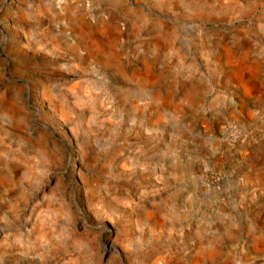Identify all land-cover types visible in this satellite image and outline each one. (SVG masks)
Wrapping results in <instances>:
<instances>
[{
	"label": "rangeland",
	"instance_id": "rangeland-1",
	"mask_svg": "<svg viewBox=\"0 0 264 264\" xmlns=\"http://www.w3.org/2000/svg\"><path fill=\"white\" fill-rule=\"evenodd\" d=\"M260 52L264 0H0V264H264Z\"/></svg>",
	"mask_w": 264,
	"mask_h": 264
},
{
	"label": "crops",
	"instance_id": "crops-1",
	"mask_svg": "<svg viewBox=\"0 0 264 264\" xmlns=\"http://www.w3.org/2000/svg\"><path fill=\"white\" fill-rule=\"evenodd\" d=\"M237 59L238 63L236 67V75L237 78L241 80L243 88L248 89L249 91H252L254 93H256V91L264 89V83L261 82L259 76L260 67L262 64H264V53L260 52L256 55L255 58H251L249 54L248 56L246 55L244 57L238 56ZM147 79L149 78H143L142 80H146V85H150V88H153V83H151V79ZM161 97L164 101L168 102V100L165 98L166 96L164 97V95H161Z\"/></svg>",
	"mask_w": 264,
	"mask_h": 264
}]
</instances>
